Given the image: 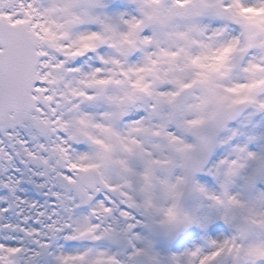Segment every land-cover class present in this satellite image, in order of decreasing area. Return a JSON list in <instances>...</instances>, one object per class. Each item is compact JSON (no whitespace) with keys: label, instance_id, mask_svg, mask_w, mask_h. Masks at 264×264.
I'll use <instances>...</instances> for the list:
<instances>
[{"label":"snow or ice","instance_id":"1","mask_svg":"<svg viewBox=\"0 0 264 264\" xmlns=\"http://www.w3.org/2000/svg\"><path fill=\"white\" fill-rule=\"evenodd\" d=\"M0 264H264V0H0Z\"/></svg>","mask_w":264,"mask_h":264}]
</instances>
